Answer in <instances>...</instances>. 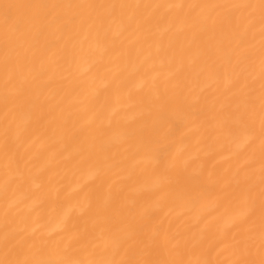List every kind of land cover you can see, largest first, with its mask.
<instances>
[{
    "label": "bare ground",
    "instance_id": "bare-ground-1",
    "mask_svg": "<svg viewBox=\"0 0 264 264\" xmlns=\"http://www.w3.org/2000/svg\"><path fill=\"white\" fill-rule=\"evenodd\" d=\"M0 264H264V0H0Z\"/></svg>",
    "mask_w": 264,
    "mask_h": 264
}]
</instances>
